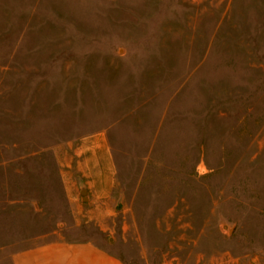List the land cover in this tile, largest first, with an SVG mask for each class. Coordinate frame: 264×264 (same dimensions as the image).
I'll list each match as a JSON object with an SVG mask.
<instances>
[{"label":"rangeland","instance_id":"374dc122","mask_svg":"<svg viewBox=\"0 0 264 264\" xmlns=\"http://www.w3.org/2000/svg\"><path fill=\"white\" fill-rule=\"evenodd\" d=\"M62 238L264 264V0H0V264Z\"/></svg>","mask_w":264,"mask_h":264},{"label":"crops","instance_id":"0c3cea01","mask_svg":"<svg viewBox=\"0 0 264 264\" xmlns=\"http://www.w3.org/2000/svg\"><path fill=\"white\" fill-rule=\"evenodd\" d=\"M12 264H125L113 250L92 238L56 239L15 252Z\"/></svg>","mask_w":264,"mask_h":264},{"label":"water","instance_id":"95a60500","mask_svg":"<svg viewBox=\"0 0 264 264\" xmlns=\"http://www.w3.org/2000/svg\"><path fill=\"white\" fill-rule=\"evenodd\" d=\"M80 192H81V194L83 195V194L86 192L85 188L81 187ZM83 198H84V197H83Z\"/></svg>","mask_w":264,"mask_h":264}]
</instances>
